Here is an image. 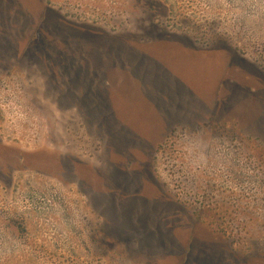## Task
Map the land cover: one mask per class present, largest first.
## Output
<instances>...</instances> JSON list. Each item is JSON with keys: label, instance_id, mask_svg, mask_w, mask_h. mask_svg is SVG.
I'll return each mask as SVG.
<instances>
[{"label": "rangeland", "instance_id": "obj_1", "mask_svg": "<svg viewBox=\"0 0 264 264\" xmlns=\"http://www.w3.org/2000/svg\"><path fill=\"white\" fill-rule=\"evenodd\" d=\"M0 264H264V0H0Z\"/></svg>", "mask_w": 264, "mask_h": 264}]
</instances>
